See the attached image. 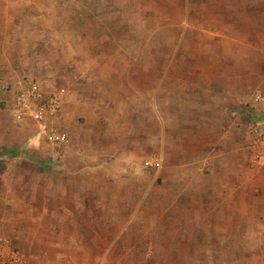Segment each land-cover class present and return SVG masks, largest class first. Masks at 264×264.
Instances as JSON below:
<instances>
[{"label":"rangeland","instance_id":"1","mask_svg":"<svg viewBox=\"0 0 264 264\" xmlns=\"http://www.w3.org/2000/svg\"><path fill=\"white\" fill-rule=\"evenodd\" d=\"M186 3L0 0V125L25 82L46 94L62 90L53 123L67 141L52 145L41 134L37 145L57 152L54 167L108 170V213L131 221L121 228L109 220L98 264H264V164L250 163L248 134L242 153L221 143L231 129L215 122L220 107L212 105L220 98L231 107L240 96L245 123H264V103L252 101L255 89L264 91V0H213L197 21L181 15ZM31 146L0 158V264L11 250L29 264H78L29 255L25 245L21 254L16 231L27 224L2 188L21 182L15 169L36 167ZM122 169L138 173L137 182L113 193L116 180L130 177Z\"/></svg>","mask_w":264,"mask_h":264},{"label":"crops","instance_id":"2","mask_svg":"<svg viewBox=\"0 0 264 264\" xmlns=\"http://www.w3.org/2000/svg\"><path fill=\"white\" fill-rule=\"evenodd\" d=\"M212 2L213 0L207 2L208 6H206L200 2L189 3L187 0L185 5L186 12L183 13L181 11V15L184 16L185 14L189 17H198L202 8L205 9V12H208L210 6L213 7ZM193 21L197 20L193 17ZM224 37L227 42L233 40L231 37ZM237 76L240 77V75ZM18 90H16L14 97L9 99L6 104L8 106L9 121L5 125H0V145L6 146V148L0 146V149H17L18 155L21 150H23L22 147L27 149L29 144L32 145L29 150L31 155L29 154L27 156L36 167L15 169L18 172L16 175L21 178V182L18 184H5V188L4 186L2 188L4 191L7 190V192H12L14 194L11 204H16V206L22 208L21 213L24 214L22 215V219H24L27 224L24 227L19 225L16 231L18 242L21 245L20 248L22 252H24L20 253L25 254L23 250L27 247L28 249L32 248V250L27 253L29 255L65 256L67 259L77 257V260L80 261L78 264H82V260H85L86 264H98L107 258L108 237L105 235V232L108 230L109 220L113 224L119 223L121 228L124 227V225L128 226L131 224V221H126L123 225L124 214L120 213V211L108 213L105 200L111 198V201H114L115 198V194H108V170L86 166L54 167L51 157L55 156L57 152L52 153L48 145H45L46 148L45 146L37 145V143L40 142V135L42 134L44 136V133L38 128L36 122L29 117L19 118L14 114L15 97ZM229 92V89L225 93L219 91L221 96H226ZM218 100L220 104H216V102H218L217 100L212 103V105L215 104L216 107H220V112L217 117L214 118L215 122H220L221 120L226 121L229 123V128L231 129L230 131H221L219 140H223L221 143L229 145L231 151L242 153V150H245L247 126L249 124L245 123L244 117L246 112L242 111L243 107L246 105L243 103L240 96L235 99L236 103L231 107L228 106L229 104H227V106L224 105V101L220 98ZM254 104L258 105L253 102V105ZM255 122H257V120ZM46 141L52 145H60L48 139ZM47 148L50 149L51 153L45 155L46 152L42 149L47 150ZM23 153L27 154L26 151H23ZM3 156L14 157V155L3 154L0 155V158ZM32 157L49 161L48 163L51 164L50 168L45 169L39 167L37 163L32 160ZM121 172H128L124 175L130 177L128 180L127 178L124 180H116L117 184L115 185V189L112 190L113 193L118 191L116 189L123 188L124 184H126L124 182L126 181L128 183L137 182L135 178L139 175L138 173L133 174V171L127 169H122ZM35 174L48 178L49 182L46 183V180L43 182V178L42 183H33V176H35ZM0 176L3 175L0 173ZM53 176L55 178H52ZM92 176L98 178L92 179ZM119 183L124 184L120 185ZM111 187L114 186L111 185ZM15 191H19V196H15ZM121 201L123 202L124 200L121 199ZM112 215H114L113 219H111ZM20 223H22V221H20ZM67 224L69 226H66ZM26 229L34 233V235L25 240L20 238V231ZM38 231L45 232L43 234L35 233ZM23 245L26 247H23ZM68 264L76 263L74 260L72 262L70 261Z\"/></svg>","mask_w":264,"mask_h":264},{"label":"built area","instance_id":"3","mask_svg":"<svg viewBox=\"0 0 264 264\" xmlns=\"http://www.w3.org/2000/svg\"><path fill=\"white\" fill-rule=\"evenodd\" d=\"M63 94V91L59 89L46 94L37 81H27L19 88L15 97L14 114L19 118H31L51 142L64 143L67 141V131L53 123L54 115L63 100ZM252 101L256 104L264 103V92L261 89H255ZM247 134V151L250 163L252 165L264 164V123L259 121L249 123ZM0 254H2L1 248ZM4 264H29V262L19 253L11 250Z\"/></svg>","mask_w":264,"mask_h":264},{"label":"trees","instance_id":"4","mask_svg":"<svg viewBox=\"0 0 264 264\" xmlns=\"http://www.w3.org/2000/svg\"><path fill=\"white\" fill-rule=\"evenodd\" d=\"M3 154H6V155H14V156H16L17 155V149H0V155H3ZM32 160L35 162V163H37V165L39 166V167H43V168H50V163H48L49 161H47V160H41V159H36V158H34V157H32Z\"/></svg>","mask_w":264,"mask_h":264}]
</instances>
